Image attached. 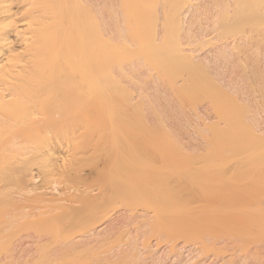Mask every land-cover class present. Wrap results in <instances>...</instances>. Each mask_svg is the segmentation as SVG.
<instances>
[{
	"label": "bare ground",
	"instance_id": "obj_1",
	"mask_svg": "<svg viewBox=\"0 0 264 264\" xmlns=\"http://www.w3.org/2000/svg\"><path fill=\"white\" fill-rule=\"evenodd\" d=\"M0 264H264V0H0Z\"/></svg>",
	"mask_w": 264,
	"mask_h": 264
}]
</instances>
